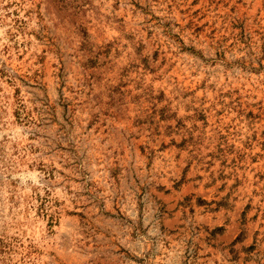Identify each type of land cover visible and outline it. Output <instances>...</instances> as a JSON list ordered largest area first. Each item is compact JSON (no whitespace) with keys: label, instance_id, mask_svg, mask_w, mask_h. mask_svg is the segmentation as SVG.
Returning <instances> with one entry per match:
<instances>
[{"label":"rangeland","instance_id":"374dc122","mask_svg":"<svg viewBox=\"0 0 264 264\" xmlns=\"http://www.w3.org/2000/svg\"><path fill=\"white\" fill-rule=\"evenodd\" d=\"M0 264H264V0H0Z\"/></svg>","mask_w":264,"mask_h":264}]
</instances>
